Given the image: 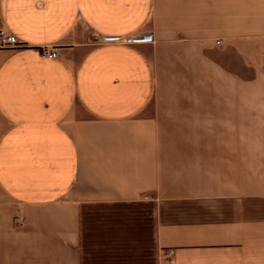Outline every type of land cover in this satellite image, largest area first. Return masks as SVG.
<instances>
[{"label":"crops","instance_id":"1","mask_svg":"<svg viewBox=\"0 0 264 264\" xmlns=\"http://www.w3.org/2000/svg\"><path fill=\"white\" fill-rule=\"evenodd\" d=\"M0 27V264H264V0H0Z\"/></svg>","mask_w":264,"mask_h":264},{"label":"built area","instance_id":"2","mask_svg":"<svg viewBox=\"0 0 264 264\" xmlns=\"http://www.w3.org/2000/svg\"><path fill=\"white\" fill-rule=\"evenodd\" d=\"M147 40H152V35L149 34ZM20 46L19 38L13 32L5 27H0V48H16ZM43 54L49 57H57L58 55L57 51L47 49L43 51ZM169 253H172V251Z\"/></svg>","mask_w":264,"mask_h":264},{"label":"rangeland","instance_id":"3","mask_svg":"<svg viewBox=\"0 0 264 264\" xmlns=\"http://www.w3.org/2000/svg\"><path fill=\"white\" fill-rule=\"evenodd\" d=\"M130 39L136 40V39H138V36H132Z\"/></svg>","mask_w":264,"mask_h":264}]
</instances>
